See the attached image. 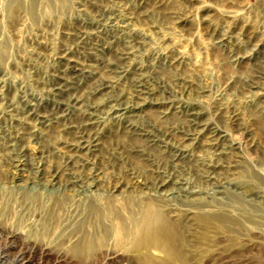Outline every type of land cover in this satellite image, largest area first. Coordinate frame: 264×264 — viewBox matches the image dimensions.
Segmentation results:
<instances>
[{
    "label": "rangeland",
    "instance_id": "obj_1",
    "mask_svg": "<svg viewBox=\"0 0 264 264\" xmlns=\"http://www.w3.org/2000/svg\"><path fill=\"white\" fill-rule=\"evenodd\" d=\"M46 1L0 0V264H137L107 225L148 204L183 238L193 211L264 214V0ZM219 242L192 262L264 264L259 234Z\"/></svg>",
    "mask_w": 264,
    "mask_h": 264
},
{
    "label": "bare ground",
    "instance_id": "obj_2",
    "mask_svg": "<svg viewBox=\"0 0 264 264\" xmlns=\"http://www.w3.org/2000/svg\"><path fill=\"white\" fill-rule=\"evenodd\" d=\"M12 1L17 2L21 5L24 4L30 7L33 13L39 18H44V19L51 18L52 13H50L49 10H47L46 8L44 9L42 8V3L45 2L46 0H12ZM138 1H142V0H138ZM172 1H174L175 3H178V2L180 3V1L181 2L184 1L186 3L188 2L193 3L194 1H197L199 2L201 9L207 8L204 2H201L199 0H172ZM66 4H67V0H55V5L59 9H62V10L66 9ZM219 12L220 10L218 11V13ZM236 16H239V13L236 12ZM239 18L237 19L239 20ZM223 138H225L224 134H223ZM257 180L259 184H261L264 187V175L258 176ZM144 212L145 214L143 217V222L138 227L133 228V227L128 226L129 224H127L125 221L126 218L123 220L121 217L122 214H120L119 211L118 212L116 211L117 213V216L115 219L116 222L110 225H107V233L109 234L111 238V245H112L111 248H113L112 251H114L115 254L123 255L124 257H126L128 260L132 262L134 261L135 263L137 262V264H194L192 260H194L197 257L199 261H204L205 258L209 256L211 257V255L213 256L214 251L208 250L210 244L218 243L219 241H223L229 238H233V242L234 241L236 242L240 240L241 237L251 238L252 236L256 234H259L262 245L264 246V214H259L257 211L237 212L235 210H224V209H216L212 211H203V210L193 211L190 213V217H191L190 226L193 227L192 233L186 238H183L177 232L178 229H174L175 227L172 226V225L178 226L180 222L182 221L181 217L176 218L177 221L176 219L173 220L166 215V212L164 211L160 212V210L158 211V208L156 209L154 206L150 204L147 205V211H144ZM124 229H128L127 230L128 233L125 232ZM24 232L25 231L17 230L16 233L14 232L15 238H17L18 240H21V242L24 241L25 244L33 243L35 244L34 246H37V242L35 243L28 235H26L28 233L25 234ZM89 240H91V238ZM81 241L83 240H81L80 238L76 239L74 245L70 246L68 249L63 250V251L51 250L52 254L57 253V255L58 254L62 255L64 258H67V259L68 258L78 259L79 256L77 255L78 257H76L75 251H77L76 247L80 245ZM187 242L188 243L190 242L189 245L190 244L194 245V243L196 245H199V248H198L199 251L188 250V246L186 245ZM95 243L97 244V242ZM38 246H43V245L40 244ZM39 250H42L41 247ZM79 252L80 251L78 250V253ZM83 253L85 254V252ZM87 257L86 255L85 256L80 255L79 260H87Z\"/></svg>",
    "mask_w": 264,
    "mask_h": 264
}]
</instances>
